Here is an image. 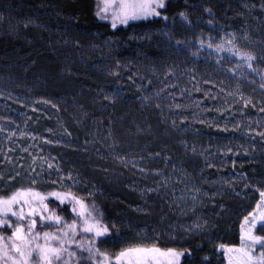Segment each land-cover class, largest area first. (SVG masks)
I'll return each instance as SVG.
<instances>
[{"label": "trees", "instance_id": "obj_1", "mask_svg": "<svg viewBox=\"0 0 264 264\" xmlns=\"http://www.w3.org/2000/svg\"><path fill=\"white\" fill-rule=\"evenodd\" d=\"M108 2L0 0V201L16 195L0 209L17 213L2 241L20 225L67 233L68 264L126 249L226 264L264 205V0H165L115 28ZM221 35L252 73L203 47Z\"/></svg>", "mask_w": 264, "mask_h": 264}, {"label": "rangeland", "instance_id": "obj_2", "mask_svg": "<svg viewBox=\"0 0 264 264\" xmlns=\"http://www.w3.org/2000/svg\"><path fill=\"white\" fill-rule=\"evenodd\" d=\"M107 5L106 8L109 10V13L114 16V6L111 4V0ZM129 21L131 22V20ZM115 22L116 25H125L124 23H120L119 20ZM203 47L213 54L221 57L228 56L234 60L236 62V72L234 71L236 75L243 76L246 73L253 72V58L249 60V55L241 51L231 37L224 35L207 37L203 42ZM24 202L29 201L25 198ZM0 207H3V204ZM263 208L264 205H259L258 203L253 209V211L255 210L253 215H249L243 221V237L245 240L239 248H231L225 251L226 264H255L260 257V253L255 251L259 246L258 240L250 235V230L253 223L254 225L262 223L260 218L264 212ZM42 221L51 223L48 217H44ZM54 235L57 239H52L50 234L47 239L42 235L39 238L32 237L29 240L27 235L21 236V234H18L19 239L11 237L8 241L0 240V264H25L26 261L28 264H33V260L30 259L29 254L31 253L36 259H39L38 253L41 248L45 250V259L40 260L39 264H48L47 258L52 257L51 249H62L59 253L60 259L56 260L52 257V264H68L67 261L71 258V252L68 249L71 241L62 232ZM14 245L19 247L20 252L14 249ZM21 252L23 255H21ZM119 254L115 256L117 257ZM116 257L112 260H105V263L102 264H130V260L131 264H135L138 257L143 259L144 264H175L176 262L175 257L169 254V252H159L153 249L148 252L132 253L130 258H121L120 261H117Z\"/></svg>", "mask_w": 264, "mask_h": 264}, {"label": "snow or ice", "instance_id": "obj_3", "mask_svg": "<svg viewBox=\"0 0 264 264\" xmlns=\"http://www.w3.org/2000/svg\"><path fill=\"white\" fill-rule=\"evenodd\" d=\"M111 4L114 6L113 7V12H114V16H113V24L112 27L115 28L116 27V20H119L120 23H124L127 24V22L129 20H136V19H141V18H147L149 16H159L160 13L158 11H156V9L158 8H163L165 6V0H111ZM102 11H106V9H102ZM99 15V13H97ZM184 14L181 13V16H183ZM101 18H105V17H101ZM165 19H167V17H165ZM248 59H252V57H248ZM51 195L53 196H57L58 194L56 193H52ZM262 196H264V193H261ZM41 199H43V197H41ZM16 201V195H13L12 197H10L7 201H0V204L3 203H12ZM61 203H63V200H61ZM76 203H80L79 200L76 201ZM45 208H47V205H45ZM73 211H75V209H73ZM8 212L11 213L12 216H17L16 211L12 210L11 208L4 210V209H0V215H7ZM31 214V213H30ZM88 215H91V213H89ZM19 219L20 220H24L25 216L22 213L21 210V214L19 215ZM41 219L43 220L44 217L41 216ZM48 219H53L52 216H49ZM55 221L56 223L60 222V217L56 216L55 217ZM30 228H29V232L31 231L32 228H35L36 226V221L35 220H31L30 222ZM7 225L8 227L12 228L13 222L9 221V220H0V227H3ZM76 226V222H73V224L71 225H66V227L70 228V229H74ZM24 229L22 226L20 225H15L14 227V231L12 232V237L19 239L20 237L18 236V233L22 232ZM83 231H91L90 228H83ZM107 232V229H103L101 231H98L96 233L97 236H101L104 233ZM44 237L47 239L50 236V233L48 232H44L43 233ZM64 235H67V233H64ZM36 238H39V233H37ZM51 238L52 239H57L56 236L54 234H51ZM4 237L0 236V240H3ZM14 249L18 252H20V249L18 246L14 245ZM62 249H51L52 252V257H54L56 260L60 259V251ZM150 250L148 249H126L124 251H122L117 257L116 260L120 261L121 258H125L131 257L132 253H139V252H148ZM155 251H159V249H155ZM169 254H171L172 256L178 258L180 255H182V253H176L174 252V250L169 249ZM21 255H23V253L21 252ZM39 259H36L33 254H29L30 259L33 260V264H39L40 260H44L45 259V250L43 248H41L39 250ZM70 255H73L72 253H70ZM52 257H48V264H52ZM25 264H28V262L26 261ZM130 264H131V260H130ZM135 264H144V261L142 258L138 257L135 261Z\"/></svg>", "mask_w": 264, "mask_h": 264}]
</instances>
